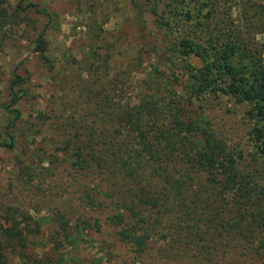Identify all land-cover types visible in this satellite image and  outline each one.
I'll return each mask as SVG.
<instances>
[{
  "label": "trees",
  "instance_id": "1",
  "mask_svg": "<svg viewBox=\"0 0 264 264\" xmlns=\"http://www.w3.org/2000/svg\"><path fill=\"white\" fill-rule=\"evenodd\" d=\"M74 1L90 14L87 26L98 36L106 23L100 17L109 18L113 0ZM202 1L129 0L143 37H154L157 61L172 51L173 63L174 57L199 62L183 71L188 81L186 96L168 87L167 78H154V73L160 77V68H154L146 77L151 80L143 79L148 91L135 106L115 105L103 96L95 101L98 110L88 108L71 124L58 125L63 137L58 133L57 138L70 167L79 176L89 177L79 196L81 203L105 211L107 219L120 227L118 239L131 244L136 252L160 239L173 242L176 257L183 261L191 250L194 255L188 259L198 263L221 261L229 255L245 262L264 254V170L261 165H243L241 152L219 137L209 119L194 114L190 106L193 99L206 95H231L250 104L246 113L254 123L253 138L264 165V40L247 45L236 36L218 41L202 35L199 27L208 28L205 19L209 17L201 15ZM247 1L253 2L264 19V4L258 3L264 0ZM29 3L18 0L10 10L0 3V45L28 6H34ZM146 5L154 12L163 6V14L157 12L155 31L150 30L144 15ZM48 25L39 33L35 47L46 62L43 32ZM101 41L104 43L103 38ZM98 46L103 47L101 43L91 45L92 53L97 54ZM25 84L26 79L15 75L8 87L9 100L2 102L9 119L0 123L1 147L15 144L12 130L21 117L16 105L27 95ZM162 88L165 94L159 95ZM37 112L36 118L48 120V113ZM66 217L60 214L57 218L63 230L58 238L61 245L76 241ZM26 225L22 229L0 224V264H14L8 251L28 264H44L26 251L25 242L27 236L37 235L40 223Z\"/></svg>",
  "mask_w": 264,
  "mask_h": 264
},
{
  "label": "rangeland",
  "instance_id": "2",
  "mask_svg": "<svg viewBox=\"0 0 264 264\" xmlns=\"http://www.w3.org/2000/svg\"><path fill=\"white\" fill-rule=\"evenodd\" d=\"M17 2L0 0L9 10ZM26 2L34 6H28L22 20L8 30L0 45V123L9 119L2 102L8 99V87L15 75L26 79L23 86L27 90L16 105L21 117L12 130L15 144L12 148L0 146V224L25 229L27 223H40L37 235L27 236L25 242L26 251L44 264H205L188 259L194 255L191 250L184 261L180 260L173 242L153 239L144 251L136 252L131 244L119 240L120 227L107 219L105 211L81 203L79 196L89 177L79 176L70 167L63 153V135L57 129L58 125L74 122L88 108L98 110L95 101L103 96L110 97L115 105L135 106L148 91L143 79L154 68H160V77L154 73V78H167L168 87L186 96L188 81L183 71L199 66V62H183L172 56L173 63L172 51L169 57L157 61L152 48L154 37H143L129 0L112 1L109 18L106 20L105 14L100 17L106 23L98 36L87 26L90 14L80 10L74 0ZM202 2L201 15L209 16L205 19L208 28L199 27L202 35L209 34L218 41L236 36L247 45L264 40V19L256 13L252 1V6L247 0ZM162 8L155 10L163 14ZM145 10L148 26L155 31L158 13L150 5ZM45 24H49L43 32L48 62L35 49ZM95 43L103 45L97 47V54L91 49ZM146 79L151 80V76ZM163 90L159 95L165 94ZM190 107L194 114L206 116L214 132L241 152L243 165H261L264 170L253 138L254 123L246 113L250 104L231 95H206L193 99ZM37 110L48 113V120L36 118ZM60 214L67 216L68 229L76 232L74 244L61 245L58 239L63 233L57 219ZM8 252L14 264H28L16 252ZM207 264H264V254L245 262L229 255Z\"/></svg>",
  "mask_w": 264,
  "mask_h": 264
}]
</instances>
